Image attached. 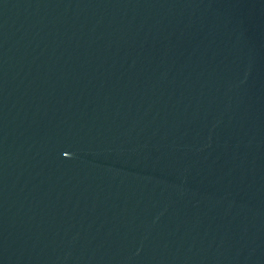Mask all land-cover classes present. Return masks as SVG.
Returning a JSON list of instances; mask_svg holds the SVG:
<instances>
[{"label":"water","instance_id":"water-1","mask_svg":"<svg viewBox=\"0 0 264 264\" xmlns=\"http://www.w3.org/2000/svg\"><path fill=\"white\" fill-rule=\"evenodd\" d=\"M0 264H264V0H0Z\"/></svg>","mask_w":264,"mask_h":264}]
</instances>
